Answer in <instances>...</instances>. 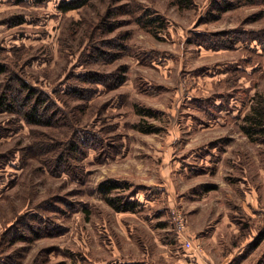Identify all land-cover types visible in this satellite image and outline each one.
<instances>
[{
  "label": "rangeland",
  "instance_id": "1",
  "mask_svg": "<svg viewBox=\"0 0 264 264\" xmlns=\"http://www.w3.org/2000/svg\"><path fill=\"white\" fill-rule=\"evenodd\" d=\"M60 1L0 0V60L62 107L66 88L88 69L118 74L125 65L126 79L116 88L92 83L89 101L68 98L78 125L100 135L88 139L98 145L82 160L79 153L78 179L51 175L21 152L4 158L32 142L26 124L0 136V264H264V239L255 244L264 229V145L240 128L264 90V52L239 34L264 26L262 8L89 0L61 11ZM144 10L161 17L157 33L136 23ZM104 38L97 58L93 45ZM7 118L0 113V124ZM142 122L154 131L135 127ZM103 146L110 155L100 162ZM107 178L118 180L112 194L134 201L133 210L103 200L96 188ZM172 208L186 214L196 250L182 245Z\"/></svg>",
  "mask_w": 264,
  "mask_h": 264
},
{
  "label": "trees",
  "instance_id": "2",
  "mask_svg": "<svg viewBox=\"0 0 264 264\" xmlns=\"http://www.w3.org/2000/svg\"><path fill=\"white\" fill-rule=\"evenodd\" d=\"M14 1L20 3L24 0ZM33 1L39 2L40 0ZM88 1L89 0H61L58 9L61 11L78 9L86 5ZM174 1L180 7L189 6L193 3V0ZM243 4L261 7L262 11H260L259 16L264 12V0H212L211 11H225ZM107 14L108 12L106 11L101 20L104 24L103 27H108L107 29L111 30L115 23H111L107 20L111 15L110 14L106 18ZM148 15L149 13L147 10H144V13L134 19L140 26L145 27L153 33H157L162 24L161 17L156 16L153 18ZM239 34L244 37L250 36L251 40L256 41L264 52V26L250 29L246 32H239ZM207 37L228 47L224 40L217 38V34H209ZM229 40L231 41V39ZM104 42H107L106 38L98 40L93 45L92 52L97 58L106 54L104 47L99 45V43ZM118 70V74L116 72L109 74L88 69L75 76L78 81H73V84L65 90L68 93L63 94L60 98L63 102L62 107L47 91L28 80L23 74V71L18 72V70L15 67L13 68L8 62L0 60V113L8 115V118L0 124V136L2 137L10 132H16L26 124L29 127V135L33 137L32 142L26 144V147L17 148L19 146H16V148H10L8 153L3 155L4 158L9 159L15 157L16 152H21L23 158L26 157L39 160L45 167L44 170L51 175L57 176L66 174L77 179L81 177L83 167L81 165L77 167L75 161L79 159V153H82L80 160L86 155L87 151L85 148L97 147V142L93 143V141H88V139L98 138L100 140V135L96 131L91 130L93 128H87L85 125H78L80 119L77 109L74 108V116H72L71 109L68 105V98L74 100L73 102L78 100H91L94 91L92 83H101L105 85V87H118L124 83L126 79L125 65L120 66ZM64 96L67 98H64ZM86 105L87 104L83 103V111ZM152 111L151 108H137V113L143 115L151 114ZM43 127H52L55 131L47 132L42 129ZM135 127L141 131H154L151 124L146 125L143 122L135 124ZM59 128L65 129L63 137L59 136ZM240 128L251 141L264 145V90L256 91L254 94L250 108L244 115ZM119 149V146L113 148V155L118 153ZM100 153H102V157L100 156L98 158L100 162L105 160V156L110 155L107 146L100 147ZM119 187L120 183L118 180L107 178L99 181L96 189L101 194L103 200L114 210H133L135 206L134 201H130L121 194H112V192L119 189ZM262 239H264V229L261 230V235L257 238L255 244L259 243ZM126 264L150 263L138 261Z\"/></svg>",
  "mask_w": 264,
  "mask_h": 264
},
{
  "label": "built area",
  "instance_id": "3",
  "mask_svg": "<svg viewBox=\"0 0 264 264\" xmlns=\"http://www.w3.org/2000/svg\"><path fill=\"white\" fill-rule=\"evenodd\" d=\"M172 222L182 245L188 250H196V245L192 242L188 232V220L186 214L179 208L171 209Z\"/></svg>",
  "mask_w": 264,
  "mask_h": 264
}]
</instances>
